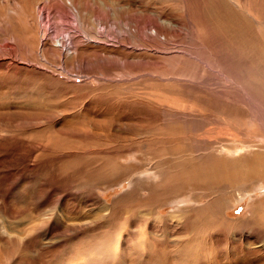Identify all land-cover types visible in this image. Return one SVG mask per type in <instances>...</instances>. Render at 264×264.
Listing matches in <instances>:
<instances>
[{"label":"rangeland","instance_id":"1","mask_svg":"<svg viewBox=\"0 0 264 264\" xmlns=\"http://www.w3.org/2000/svg\"><path fill=\"white\" fill-rule=\"evenodd\" d=\"M263 173L264 0H0V264H264Z\"/></svg>","mask_w":264,"mask_h":264},{"label":"bare ground","instance_id":"2","mask_svg":"<svg viewBox=\"0 0 264 264\" xmlns=\"http://www.w3.org/2000/svg\"><path fill=\"white\" fill-rule=\"evenodd\" d=\"M216 170H217V169H216ZM232 172H233V171H232ZM218 173H220V172L218 171ZM216 174H217V173H216ZM221 174H222V173H221ZM230 174H231V173H230ZM251 174H252V173H251ZM256 174H257V173H256ZM263 174H264V173H263ZM225 175H227V173H226ZM228 175H229V174H228ZM228 175H227V176H228ZM233 175H234V173H233L232 175H230V178H231V177L234 178V177L236 176V175H234V176H233ZM252 175H253V174H252ZM252 175H251V176H252ZM254 176H255V175H254ZM254 176H252V177L254 178ZM224 177H226V176H224ZM238 177H239V176H238ZM238 177H237V179L240 180L241 177H239V178H238ZM255 177H256V176H255ZM258 177H259V175H258ZM263 177H264V176H263ZM233 178H232V179H233ZM246 178H247V177H246ZM246 178H245V176H243V179H246ZM261 178H262V177H261ZM218 179H219V178H218ZM232 179H231V180H232ZM235 179H236V178H234V181H235ZM247 179H249V178H247ZM249 181L251 182V178H250ZM254 181H255V180H254ZM227 182H228V180H227ZM251 183H252V182H251ZM235 184H237V182H236ZM235 184H234V185H235ZM222 185H223L224 187L227 186L224 182H217V184H216L217 187H218V186H222ZM228 185H229V184H228ZM229 186H230V185H229ZM217 187H216V188H217ZM230 187H232V185H231ZM221 189H224V188H221ZM229 190H230V189H229ZM172 193H173V192H172ZM181 194H182V193H181ZM174 195H176V194L174 193ZM230 196H232L231 199L233 198V200H231V201H233V203L231 202L232 204H230V205L225 204L224 206L221 205L222 208H221V207H220V208H216V207H214V210L216 209V211H220L219 213H220L222 216H223V214H225V210H226V208H228L229 206L235 205V203H237L238 201L242 200V198H243V194L235 193V191H232V193H230ZM179 197H180V196H179ZM167 198H168V196L166 197V199H167ZM170 198H171V197H170ZM172 198H173V200H174V199H175V200L177 199V197H172ZM224 199H225V198H224ZM223 202H224V201H223ZM177 203H178V202H177ZM221 203H222V202H221ZM225 203H226V202H225ZM175 204H176V202H175ZM223 204H224V203H223ZM216 206H217V205H216ZM218 206H219V205H218ZM191 208H193V207H191ZM185 209H186V208H185ZM185 209L182 210L184 214H185V212H186V210H187L188 208H187L186 210H185ZM193 209H194V208H193ZM190 211H191V210H190ZM213 212H214V211H213ZM156 214H157V210H156ZM157 217H158V216H157ZM209 217H210V216H209ZM182 218H183V217H182ZM182 218H181V219H182ZM205 220H206V222L209 221V219H205ZM212 221H213V220L210 219V222H212ZM210 222H209V224H210ZM211 225H212V223H211Z\"/></svg>","mask_w":264,"mask_h":264}]
</instances>
